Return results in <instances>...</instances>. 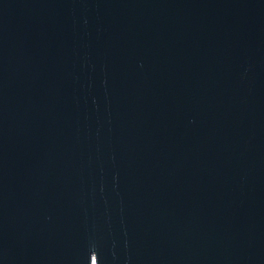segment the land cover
<instances>
[{"label":"water","instance_id":"water-1","mask_svg":"<svg viewBox=\"0 0 264 264\" xmlns=\"http://www.w3.org/2000/svg\"><path fill=\"white\" fill-rule=\"evenodd\" d=\"M0 264H264V0H0Z\"/></svg>","mask_w":264,"mask_h":264}]
</instances>
